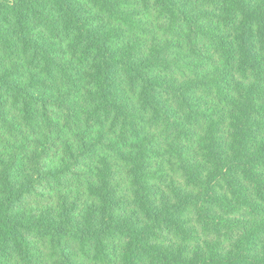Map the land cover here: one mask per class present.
Wrapping results in <instances>:
<instances>
[{"label":"trees","instance_id":"obj_1","mask_svg":"<svg viewBox=\"0 0 264 264\" xmlns=\"http://www.w3.org/2000/svg\"><path fill=\"white\" fill-rule=\"evenodd\" d=\"M0 264H264V0H0Z\"/></svg>","mask_w":264,"mask_h":264}]
</instances>
